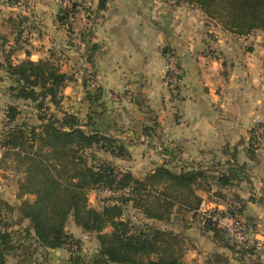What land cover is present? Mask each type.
I'll list each match as a JSON object with an SVG mask.
<instances>
[{"label":"crops","instance_id":"1","mask_svg":"<svg viewBox=\"0 0 264 264\" xmlns=\"http://www.w3.org/2000/svg\"><path fill=\"white\" fill-rule=\"evenodd\" d=\"M80 1L72 20L83 36L76 52L69 50V35L57 21L59 5L53 0H26L35 29L26 42L15 43L2 21L0 63L2 50L11 51L13 63L48 59L58 50L60 58H78L82 68L62 90L63 108L82 119L91 112L99 130L122 142L129 157L110 158L115 165L136 177L159 166L203 169L213 179L198 191L200 208L238 210L252 236L264 238V139L259 148L252 145L255 125L264 126V33L241 37L226 33L186 3L105 0L99 10V0ZM6 9L21 11L0 5V20ZM90 45L98 48L92 63L87 62ZM163 50L176 57L181 72L174 101L164 83L168 54ZM60 64L70 73V60L60 59ZM84 81L99 88V104L88 102ZM6 85L10 83L3 76L0 88ZM127 87L130 97L124 93ZM172 106L177 116L170 115ZM219 177L229 183L220 185ZM149 223L186 240L182 264H207L215 255L225 259L223 264H264V259L234 252L198 223ZM69 224V234H85L72 220L67 231ZM57 250L65 252L47 251L51 257Z\"/></svg>","mask_w":264,"mask_h":264},{"label":"trees","instance_id":"2","mask_svg":"<svg viewBox=\"0 0 264 264\" xmlns=\"http://www.w3.org/2000/svg\"><path fill=\"white\" fill-rule=\"evenodd\" d=\"M162 1L192 5L222 31L235 36L264 33V0ZM103 5L105 0H99L98 9H103ZM77 6L78 3H72L70 9L58 14L59 25L66 27L69 35ZM97 49L96 45L88 47L87 62L92 63ZM2 55L0 81L3 76L9 81L8 91L14 103L7 105L4 116L6 131L0 139V172L10 171L22 177L16 182L19 200L16 207L0 198V225L4 216L17 212L31 226L24 229L23 239L32 240L42 250L66 249L71 264H80L81 258L80 242L66 230L70 220L83 233L95 235L97 249L90 264H182L188 249L186 240L149 221L198 223L234 252L246 255L225 241L210 220L200 219L202 199L198 191L208 188V181L213 179L207 171L159 166L136 177L116 167L110 159L96 158L92 155L94 149L120 160L129 155L119 139L92 126L91 112L81 119L63 110L62 90L75 79L62 71L57 54L19 63L11 61V51L2 50ZM89 77L92 80L93 75L90 73ZM83 86L87 88L85 81ZM92 92L87 93L88 102L99 104V88ZM19 102L33 105L36 123L19 120ZM228 181L226 177L217 179L222 186ZM91 191L110 194V204L101 210L91 208L88 201ZM128 208L137 211L143 222L136 224L125 218ZM227 211L239 214L238 210ZM1 226L0 264H6V257L17 246L11 243L13 233L8 231L11 226ZM212 262L223 264L225 259L215 255L207 264Z\"/></svg>","mask_w":264,"mask_h":264},{"label":"rangeland","instance_id":"3","mask_svg":"<svg viewBox=\"0 0 264 264\" xmlns=\"http://www.w3.org/2000/svg\"><path fill=\"white\" fill-rule=\"evenodd\" d=\"M55 5H59L56 0H53ZM21 3L22 5H18ZM26 0H0V5L4 6L5 8H14V7H21L20 12H16V10L11 11L6 9V13H4V18L0 20V25L2 26V21L8 24V29L6 32H8L7 37L9 36V39L13 41L14 40H21L22 43L26 42L28 39L29 34L33 29H35V26L33 25V21L31 20V11L28 12L26 8L30 7V5H26ZM73 3H78V5H82L80 0H75ZM17 4V5H16ZM61 8L59 9L60 12ZM58 12V14H59ZM25 19V20H24ZM74 24L75 22H71ZM214 23V22H213ZM75 25V24H74ZM71 25V31L70 35L68 36L69 39V46L73 51H77L79 47V42L81 41V36L79 33L77 26ZM217 25V24H216ZM10 30V34H9ZM64 31L68 33L67 28H64ZM78 31V32H77ZM14 36L12 37V35ZM208 49V48H207ZM165 51V50H163ZM210 52V51H209ZM57 56L60 58L62 55L61 51H57ZM171 54V53H168ZM64 56V54H63ZM63 60H70L71 61V70L69 71L71 75L76 76L78 74V70L82 68V64L79 62V60H71L72 56L68 57H63L60 58ZM74 71V73H71ZM90 74V73H89ZM88 74V76H89ZM181 78V76H180ZM87 81H91L90 77H88ZM87 88L86 93H93L92 89H95L96 87L90 86V84H86ZM166 86V85H165ZM9 86H5V88L1 89L0 88V139L2 137V133L6 131V123H5V112H6V107L7 105L14 103V100L11 98V93L8 91ZM166 90L168 91L169 94V99L174 101L178 97V86L169 89L168 86H166ZM63 102V100H62ZM62 108L63 104L61 103ZM19 108L21 110V115L19 117V120L21 121H28L30 123H36L35 121V115L36 112L33 108V105L29 102H19ZM65 111V109L63 108ZM171 116H177L178 112L175 109V106H172L171 111H170ZM73 114V113H72ZM59 115V113H58ZM79 116V114H76ZM80 117V116H79ZM82 119V118H81ZM85 119V117H84ZM93 127H96L99 129L97 126L96 122L93 121ZM253 132V131H252ZM92 155H95L96 158L101 159V160H109L110 157L107 153H104L102 151H98L94 149L92 151ZM116 167H119L121 169V166L118 164ZM123 169V168H122ZM22 175L21 174H14L10 171L6 172H0V198L7 201L10 205L12 206H17L19 204V200L16 198L17 194V186L16 182L21 179ZM110 194H108L105 191H91L88 194V201L89 205L91 208H95L97 210H101V208L104 205L110 204V201H108V198H110ZM28 200H32L31 197L28 198ZM129 217L133 223L138 224L139 221L143 222V220L140 218V216L137 215V212L134 210L128 208L125 211V218ZM142 217V216H141ZM143 218V217H142ZM1 225L2 224H7L10 225L11 227L8 228V231L12 232L13 235L11 237V243L13 245H16L17 248L12 252L10 256L6 257V264H71L69 263L68 258H69V253L66 249L65 252H62L60 250H57V252H52L56 254H52V256H49V252L47 250H42L40 248H37L34 246L33 241L30 239H23L24 229L28 227V225L25 224L24 221H22L19 217L17 212H14L8 216H4L1 219ZM0 225V230H2V226ZM70 231V224L68 231ZM86 234V233H85ZM80 234V235H75L73 234L72 236L75 237L80 244L79 248V255L81 260L79 263L80 264H90L91 259L93 255L96 253L95 247L97 246V242L95 239L94 234H86V235ZM58 253V254H57ZM65 255H68L67 258H65Z\"/></svg>","mask_w":264,"mask_h":264},{"label":"built area","instance_id":"4","mask_svg":"<svg viewBox=\"0 0 264 264\" xmlns=\"http://www.w3.org/2000/svg\"><path fill=\"white\" fill-rule=\"evenodd\" d=\"M61 10L71 8L75 0H56ZM152 5H158L156 0H148ZM181 72L178 67V62L173 54H168L166 57L164 83L169 89L177 87L180 83ZM124 93L130 97L131 89L127 87ZM264 139V126L255 125L252 132V145L259 148ZM199 216L201 221L210 220L212 225L219 230L225 239L236 247L237 250L252 255L258 259H264V238H254L247 227L246 221L240 214L229 213L226 209L200 208ZM250 253V254H249Z\"/></svg>","mask_w":264,"mask_h":264}]
</instances>
